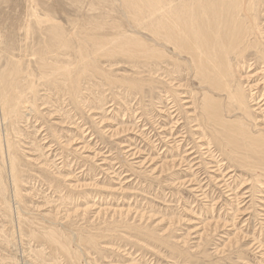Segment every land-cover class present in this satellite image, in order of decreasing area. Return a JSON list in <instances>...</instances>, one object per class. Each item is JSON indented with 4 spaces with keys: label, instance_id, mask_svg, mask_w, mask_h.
Here are the masks:
<instances>
[{
    "label": "rangeland",
    "instance_id": "obj_1",
    "mask_svg": "<svg viewBox=\"0 0 264 264\" xmlns=\"http://www.w3.org/2000/svg\"><path fill=\"white\" fill-rule=\"evenodd\" d=\"M249 1L203 0L188 40L178 0H0V264H264ZM202 40L201 62L178 50Z\"/></svg>",
    "mask_w": 264,
    "mask_h": 264
},
{
    "label": "bare ground",
    "instance_id": "obj_2",
    "mask_svg": "<svg viewBox=\"0 0 264 264\" xmlns=\"http://www.w3.org/2000/svg\"><path fill=\"white\" fill-rule=\"evenodd\" d=\"M119 1V0H118ZM123 1L124 0H122V2L121 3H123ZM178 1H180V4H181V6H179V8H180V10H179V14L180 15H178L177 16V19L180 21V25H181V30H182V33H184L185 34V36L187 37V39L188 40H190V31H191V26L189 27L188 26V23H187V20H189V18H190V21H193V22H197L198 21V17L199 16H197L196 14H198V11H200V7H199V5H202L203 4V0L201 1V0H178ZM208 1V0H207ZM132 2H133V5H141L142 3H146V2H148L147 4H149V3H154V2H150V0H146V1H143V0H137V1H134V0H132ZM201 2H202V4H201ZM210 2V1H209ZM230 2V1H229ZM250 3H248V10L247 11H253L254 10V8H253V3H252V1L250 0L249 1ZM226 4V3H225ZM230 4V3H229ZM235 4V3H234ZM207 5V4H206ZM212 5V4H211ZM216 5V4H215ZM233 5V4H232ZM218 6H221V5H218ZM143 7V6H142ZM122 8V7H121ZM219 8V7H218ZM230 8V7H229ZM177 9V8H176ZM228 9V8H227ZM231 9V8H230ZM244 9H245V7H244ZM247 9V8H246ZM166 10H167V8H166ZM204 10V9H203ZM213 10H215V9H213ZM223 10V9H222ZM209 11V10H208ZM225 11V10H224ZM235 11V10H234ZM163 12H165V11H163ZM120 13V12H119ZM205 13V12H204ZM240 13H241V11H240ZM244 13V12H243ZM215 14H217V16L216 15H212L211 14V16H208V20H210V19H214V20H212V21H214L215 23L216 22H218L219 20H220V22H221V18H222V14L220 13V12H215ZM232 14H235V15H233L232 16V22H237V24H242V16L240 15L239 16V13H237V11L235 12V13H232ZM246 14V13H245ZM123 15V14H122ZM168 16V15H167ZM205 16V15H204ZM134 17V16H133ZM189 17V18H188ZM230 17V16H229ZM253 17V16H252ZM215 18H217L218 19V21L215 19ZM239 18H241V19H239ZM243 18H245V17H243ZM257 19V18H256ZM256 19H254V20H256ZM167 20V19H166ZM204 20V19H203ZM223 21V20H222ZM246 22V21H245ZM244 22V23H245ZM251 22V21H250ZM243 23V24H244ZM152 24V23H151ZM197 24V23H196ZM210 24V23H209ZM236 24V23H235ZM146 25V24H145ZM153 25V24H152ZM191 25H192V23H191ZM258 25V24H257ZM178 26V25H177ZM196 26V25H195ZM230 26V25H229ZM236 26H238V25H236ZM251 26V25H250ZM250 26H248V27H244V29H246V31H245V33H244V37H247L248 36V34L249 33H251V32H253V28H252V26L250 27ZM148 27V26H147ZM198 27V26H197ZM250 27V28H249ZM243 28V27H242ZM140 29V28H139ZM198 29V28H197ZM229 29V28H228ZM237 29V28H236ZM257 29V28H256ZM158 30V29H157ZM199 31H200V29H198ZM232 30V29H231ZM143 31V30H142ZM154 31H155V29H154ZM154 31H153V34H154V39H150L151 41L152 40H162L161 38H163V37H165L166 38V42L167 43H169L170 44V41H172L173 39H171V37H169L168 35L167 36H164L161 32V34H158V33H154ZM194 31V30H193ZM211 31V30H210ZM257 31V30H256ZM156 32V31H155ZM242 32V31H241ZM258 32H260V31H258ZM130 33V32H129ZM148 33V32H147ZM152 33V32H151ZM243 33V32H242ZM140 34V33H139ZM138 34V35H139ZM209 34H211L210 32H209ZM239 34V33H238ZM255 34V33H254ZM133 35V34H132ZM148 35V34H147ZM250 35V34H249ZM259 35V34H258ZM141 36V35H140ZM215 36V35H214ZM222 36V35H221ZM146 37V36H145ZM148 37V36H147ZM169 37V38H168ZM196 37V36H195ZM239 37V36H238ZM249 37V36H248ZM143 38V37H142ZM217 38V37H216ZM230 38H231V36H230ZM234 38V37H233ZM249 38H251V37H249ZM210 40V39H209ZM234 40V39H233ZM236 40V39H235ZM147 41V40H146ZM196 41V40H195ZM152 42H155V41H152ZM146 43V42H145ZM199 43V42H198ZM201 44H194V43H182V44H180L181 46H182V48L180 47L178 50L180 51V53H186V54H188V55H190L193 59H195L197 62H201V59L202 58H204V57H206V49H205V44H208L206 41L205 42H203V40L200 42ZM205 43V44H204ZM230 43H232V42H230ZM238 43V42H237ZM157 44V43H156ZM165 44V43H164ZM255 44V43H254ZM230 46H231V44H230ZM237 46V45H236ZM157 47V46H156ZM161 47V46H160ZM164 47V46H163ZM256 47V46H255ZM211 48H212V46H211ZM224 48V47H223ZM47 49V48H46ZM142 49V48H141ZM164 49V48H163ZM175 49V48H174ZM241 49V48H240ZM226 50V49H225ZM168 51V50H167ZM237 51V50H236ZM257 51V50H256ZM151 52H153V51H151ZM245 53H247V51L245 52ZM254 53V52H253ZM141 54V53H140ZM259 54V53H258ZM263 54V53H262ZM261 54V55H262ZM179 55V54H178ZM260 55V54H259ZM264 55V54H263ZM67 56V55H66ZM180 56H181V54H180ZM257 56V55H256ZM261 57V56H260ZM227 58V57H226ZM183 60V59H182ZM217 60V59H216ZM246 60V59H245ZM221 61V60H220ZM187 62V61H186ZM192 62V61H191ZM189 63V62H188ZM211 63V62H210ZM193 64V63H192ZM212 64V63H211ZM230 64V63H229ZM255 64V63H254ZM214 66V65H213ZM157 67V66H156ZM194 67V66H193ZM191 68V67H190ZM180 69V68H179ZM232 71V70H231ZM166 73V72H165ZM216 73V72H215ZM220 74H221V72H219ZM229 74V73H228ZM140 75V74H139ZM189 75V74H188ZM222 76V75H221ZM226 76V75H225ZM223 78V77H222ZM227 78V77H226ZM228 80V79H227ZM226 82V81H225ZM29 83V82H28ZM136 83V82H135ZM228 84V83H227ZM40 85V84H39ZM229 86V85H228ZM3 87H6V86H3ZM230 87V86H229ZM2 88V87H1ZM9 88V87H8ZM17 88V87H16ZM228 88V87H227ZM133 89V88H132ZM18 90V89H17ZM17 90H16V92H17ZM136 91V90H135ZM7 96V95H6ZM6 96H5V94H3V97H2V100L1 101H3V103L6 105V104H8V101H7V98H6ZM78 97V96H77ZM179 98V97H178ZM11 100V99H10ZM178 100V99H177ZM15 102V101H14ZM238 102V105H239V107L240 108H244V107H246V104L243 102V100H238L237 101ZM1 103V102H0ZM5 105H3L4 107H5ZM177 106V105H176ZM209 107V106H208ZM212 107V106H211ZM221 107V106H220ZM3 108V107H2ZM213 108V107H212ZM217 108V107H216ZM222 108V107H221ZM8 109V108H7ZM6 108H5V113H6V110H7ZM177 109V108H176ZM180 109V108H179ZM245 109V108H244ZM243 109V110H244ZM2 110V109H1ZM10 110V109H9ZM8 110V111H9ZM241 111V110H240ZM206 112V111H205ZM226 112V111H225ZM237 112V111H236ZM3 113V112H2ZM31 113V112H30ZM210 113V112H209ZM243 113H245V114H247V115H249L248 114V112H247V110H244V112ZM238 114H240L239 112H238ZM241 114H242V112H241ZM2 115V114H1ZM207 115V114H206ZM212 115V114H211ZM5 116V115H4ZM13 116V115H12ZM11 116V117H12ZM17 116V115H16ZM215 117V116H214ZM210 118H212V117H210ZM2 119V118H1ZM19 120V119H18ZM211 120V119H210ZM8 121H9V119H8ZM209 121V120H208ZM248 121V120H247ZM11 122V121H10ZM14 123V122H13ZM4 124V123H3ZM11 124V123H10ZM7 125V124H6ZM5 125V126H6ZM210 125V124H209ZM211 125H212V123H211ZM249 125V124H248ZM8 126V125H7ZM252 126V125H251ZM214 127V126H213ZM225 127V126H224ZM242 127V126H241ZM4 128V127H3ZM173 128V127H172ZM209 128V127H208ZM220 128V127H219ZM253 129H255V131L257 130L258 131V127L255 125V124H253V127H252ZM1 129V128H0ZM7 129V128H6ZM214 129V128H213ZM221 129V128H220ZM250 129V128H249ZM252 129V130H253ZM226 130V129H225ZM238 130V132H239V134H243V135H247L246 133H245V131H243L241 128L240 129H237ZM247 130V129H246ZM224 131V130H223ZM248 131V130H247ZM6 132V131H5ZM235 133V137L234 138H236L237 137V134H236V132H234ZM205 134V133H204ZM256 134V133H255ZM248 135H249V137L250 138H253V136H252V134L250 133V132H248ZM229 136H230V133L228 134V138H229ZM240 136V135H239ZM256 136V135H255ZM1 137V136H0ZM221 137H223V136H221ZM233 137V136H232ZM260 137V136H259ZM258 138V137H257ZM219 140V139H218ZM217 141V140H216ZM222 141V140H221ZM220 141V142H221ZM222 144V143H221ZM3 145V144H2ZM8 159V158H7ZM13 160V159H12ZM6 165V164H5ZM7 165H9V164H7ZM6 167V166H5ZM4 167V168H5ZM10 168V167H9ZM11 173H12V175L14 174V180L16 181V179H17V175L15 174V172H16V170H15V165H14V163L12 164V166H11ZM0 176H1V170H0ZM1 179V178H0ZM10 180H11V177L9 178ZM3 185V184H2ZM14 185H16V184H14Z\"/></svg>",
    "mask_w": 264,
    "mask_h": 264
}]
</instances>
